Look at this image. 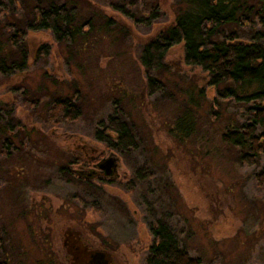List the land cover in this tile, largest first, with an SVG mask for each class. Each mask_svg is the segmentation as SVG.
Instances as JSON below:
<instances>
[{
  "label": "rangeland",
  "instance_id": "obj_1",
  "mask_svg": "<svg viewBox=\"0 0 264 264\" xmlns=\"http://www.w3.org/2000/svg\"><path fill=\"white\" fill-rule=\"evenodd\" d=\"M240 1L245 23L223 24L214 40L235 33L248 42L264 31V4ZM12 2L0 25V55L16 63L23 57L26 69L0 71V263L69 264L64 240L73 235L71 243L104 250L115 264H144L150 226L160 221L199 264H264V152L248 165V145L223 139L248 123L254 104L242 95L219 98L230 84L211 87L207 72L184 63L181 44L151 74L162 82L159 91L150 92L139 61L143 45L184 9L180 0ZM65 2L77 6L79 22L95 23L70 47L27 26L40 7ZM151 15V26L140 22ZM103 16L113 21L111 32L100 28ZM16 30L24 39L15 46L9 36ZM59 98L78 107L76 121L50 124ZM112 115L130 126L131 152L95 140L101 124L112 132ZM180 119L187 132L176 127ZM263 133L257 125L252 135ZM111 155L117 178L95 167Z\"/></svg>",
  "mask_w": 264,
  "mask_h": 264
},
{
  "label": "trees",
  "instance_id": "obj_2",
  "mask_svg": "<svg viewBox=\"0 0 264 264\" xmlns=\"http://www.w3.org/2000/svg\"><path fill=\"white\" fill-rule=\"evenodd\" d=\"M90 1L95 6L96 0ZM259 1L264 4V0ZM12 3V0H0V25L3 23V14ZM180 3L184 5V9L178 13L174 22L162 27L158 37L144 44L140 51L139 61L145 69L150 92L154 93L163 88L162 82L153 77L152 72H160L164 67L167 52L181 44L184 63L188 66L200 67L207 72L211 87H219L224 83L230 84L224 89L223 94H218L219 98L242 95L247 103L254 104L247 111L248 123L240 127L237 132H228L223 138L225 142L241 148L248 145L249 149L243 160L248 165H253L255 158L264 152L259 146L261 138L264 140V133L261 138H255L252 135L257 125H261L264 129V41H262L264 31L257 32L248 42L237 39L235 33H231L224 40H214V37L220 34L218 31L223 24L245 23L246 19L243 20L237 16L238 12H242L243 3L240 0H180ZM124 15L133 18L130 14L124 13ZM103 18L105 21L100 28H104L105 32H111L110 27L113 21L107 16ZM155 20L156 17L151 15L140 22L149 27ZM261 22L264 26V19ZM94 24L93 19L79 22L77 6L69 7V2H65L58 5L50 3L44 8L40 7L27 26L34 32L48 31L55 42L70 47L83 40L87 32L92 31ZM11 27L18 28L16 25ZM23 39L24 34L19 30L9 36L11 45L15 46ZM1 47L0 42V54ZM42 49L40 54H46L47 49ZM6 58L5 53L4 57L0 55V71L3 73L10 74L14 69L21 71L26 69L23 57L17 63L16 61L8 62ZM50 113L48 121L52 125L74 122L79 116L78 107L68 98L56 99L50 108ZM101 126V130L94 134L98 142L126 152L137 148L130 126L117 115H112L107 120L106 127L112 132L108 131L105 125L101 124ZM176 127L187 132L190 124L180 119ZM7 143L6 141L5 147ZM7 149L1 148L3 152ZM143 170L144 167L136 170L141 179L146 176ZM259 175L263 177L264 171ZM84 178L89 179L86 176ZM94 178L91 180L94 181ZM127 187L130 191L133 190L130 181ZM150 232L152 242L144 258V264H199L179 247L165 224L160 221L151 224Z\"/></svg>",
  "mask_w": 264,
  "mask_h": 264
},
{
  "label": "water",
  "instance_id": "obj_3",
  "mask_svg": "<svg viewBox=\"0 0 264 264\" xmlns=\"http://www.w3.org/2000/svg\"><path fill=\"white\" fill-rule=\"evenodd\" d=\"M118 159L114 156H109L107 158L102 159L100 162H98L95 167L103 174L104 177H110V178H117V164ZM89 179L93 178L92 173L84 174ZM114 190V189H113ZM135 213V211H134ZM73 244L77 245V247L73 246ZM70 247L73 248L77 253L80 252L79 259L77 261L84 262L86 260V253H83V246L81 247L80 243H70ZM86 247V246H84ZM90 257L95 261L96 264H109L111 262V256L109 253H107L104 250H94L89 251Z\"/></svg>",
  "mask_w": 264,
  "mask_h": 264
},
{
  "label": "flooded vegetation",
  "instance_id": "obj_4",
  "mask_svg": "<svg viewBox=\"0 0 264 264\" xmlns=\"http://www.w3.org/2000/svg\"><path fill=\"white\" fill-rule=\"evenodd\" d=\"M98 179L107 180L108 182H110L109 179H103V178H100V177ZM73 240H75L73 238V235H72V237L70 236L69 238H66V240H64L65 241L64 242V245L66 246L67 254L71 256V259H70V263L69 264H96L95 261H93V259L89 255V251H94V250H91L87 246L84 247L83 245H81V247L83 246L82 247L83 248V253H86V260L84 262H82V263L79 262V261H77L79 259V256H80V252L77 253L73 248L70 247V243ZM109 264H115V262L113 260H111V262Z\"/></svg>",
  "mask_w": 264,
  "mask_h": 264
}]
</instances>
